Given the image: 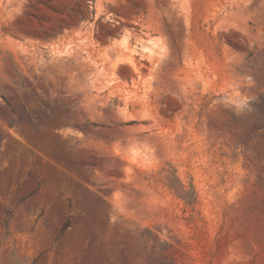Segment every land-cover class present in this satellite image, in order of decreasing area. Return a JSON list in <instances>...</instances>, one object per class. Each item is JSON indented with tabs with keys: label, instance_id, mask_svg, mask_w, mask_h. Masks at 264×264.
I'll return each mask as SVG.
<instances>
[{
	"label": "rangeland",
	"instance_id": "374dc122",
	"mask_svg": "<svg viewBox=\"0 0 264 264\" xmlns=\"http://www.w3.org/2000/svg\"><path fill=\"white\" fill-rule=\"evenodd\" d=\"M0 264H264V0H0Z\"/></svg>",
	"mask_w": 264,
	"mask_h": 264
}]
</instances>
